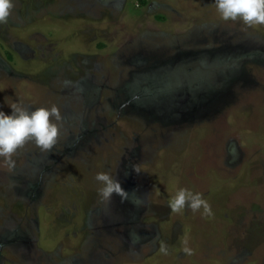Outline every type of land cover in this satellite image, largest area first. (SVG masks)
Listing matches in <instances>:
<instances>
[{"label":"rangeland","instance_id":"rangeland-1","mask_svg":"<svg viewBox=\"0 0 264 264\" xmlns=\"http://www.w3.org/2000/svg\"><path fill=\"white\" fill-rule=\"evenodd\" d=\"M13 5L0 111L62 121L51 150L0 158V264H264V25L214 0ZM100 172L129 198L102 202ZM181 188L212 214L172 212Z\"/></svg>","mask_w":264,"mask_h":264},{"label":"clouds","instance_id":"clouds-1","mask_svg":"<svg viewBox=\"0 0 264 264\" xmlns=\"http://www.w3.org/2000/svg\"><path fill=\"white\" fill-rule=\"evenodd\" d=\"M214 4L223 21H240L247 27L264 25V0H214ZM13 7V0H0V24L7 23ZM10 108V114L0 111V158H4L9 168H14L13 156L26 143L33 142L43 152L53 148L60 135L62 116L56 106L30 109L17 102ZM95 180L100 185L98 196L102 202L111 203L114 194L119 195L122 201L129 198V193L122 188L121 183L109 174L97 173ZM168 207L172 212H180L187 207L193 212L203 209V215L206 216L212 214L202 194L185 188L175 193ZM184 243L187 245V241ZM160 251L168 254L166 247L162 246ZM183 251L189 256L193 254V250L187 246Z\"/></svg>","mask_w":264,"mask_h":264}]
</instances>
